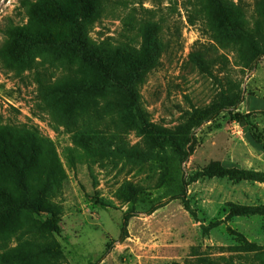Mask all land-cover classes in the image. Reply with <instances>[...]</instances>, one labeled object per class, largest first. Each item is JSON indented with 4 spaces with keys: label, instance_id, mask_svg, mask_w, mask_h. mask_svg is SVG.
Wrapping results in <instances>:
<instances>
[{
    "label": "rangeland",
    "instance_id": "1",
    "mask_svg": "<svg viewBox=\"0 0 264 264\" xmlns=\"http://www.w3.org/2000/svg\"><path fill=\"white\" fill-rule=\"evenodd\" d=\"M51 1L0 0V264H264V0H105L88 34L151 59L140 107L56 90L63 47L19 35Z\"/></svg>",
    "mask_w": 264,
    "mask_h": 264
},
{
    "label": "trees",
    "instance_id": "2",
    "mask_svg": "<svg viewBox=\"0 0 264 264\" xmlns=\"http://www.w3.org/2000/svg\"><path fill=\"white\" fill-rule=\"evenodd\" d=\"M76 1L81 9V19L74 10L70 9V5H74L73 2L69 5L68 0L64 2L52 0L46 8H41L39 4H33L30 7L31 16L38 12L50 20L53 25L41 34L36 33L33 36L31 34L33 26H31L28 32L25 34L19 32V35L26 38L30 44L38 43L46 48H52L55 45L63 47L60 59L63 64L65 80L56 88L62 95H74L81 90H91L106 97V89L112 84L117 90L125 89L126 95H129L130 103L140 107L141 95L138 89L142 84L148 61L151 59L146 57V52L143 49L112 47L106 40L99 44L95 43L89 37L87 26L101 12L105 0ZM15 51L8 45H4L0 50L2 54H13ZM238 51L243 54L242 47H238ZM223 109L224 106L218 108L211 117ZM165 131L162 129L159 133L164 134ZM183 139L184 137H182ZM189 140L187 139L184 145ZM173 143L178 148L183 145L178 138L174 139ZM17 149L16 147L15 150L17 151ZM158 207L160 205L154 206L150 212ZM129 215L128 212L125 214L123 230L126 229Z\"/></svg>",
    "mask_w": 264,
    "mask_h": 264
}]
</instances>
